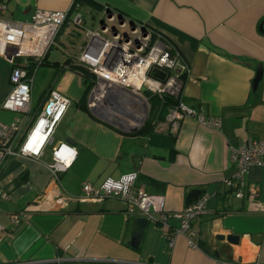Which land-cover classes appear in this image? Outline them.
<instances>
[{"label": "crops", "instance_id": "obj_1", "mask_svg": "<svg viewBox=\"0 0 264 264\" xmlns=\"http://www.w3.org/2000/svg\"><path fill=\"white\" fill-rule=\"evenodd\" d=\"M1 1L5 18L29 20L36 8L63 11L73 0ZM78 6L75 12L102 14L108 7L161 33L188 65L180 101L218 117L221 125L215 129L184 116L175 128L166 120L168 107L151 108L150 100L140 119L89 109L82 77L65 64L67 59L76 64L78 54L70 50L75 31L67 21L56 39H67L70 47L56 40L61 56L52 47L35 68L31 107L34 113L53 87L70 105L40 156L11 157L0 172V264H264V212L251 207L264 204V167L253 166L244 176L242 198L225 184L234 170L231 147L250 136L264 138V75L252 90L256 68L264 69V0H83ZM10 71L0 55V103L9 91ZM128 108L133 104L124 107L131 114ZM9 113L12 120L23 117ZM146 121L148 132L138 133V122ZM62 141L76 154L54 178L51 150ZM131 171L138 173L136 185L165 196L169 211L186 207L191 190L206 195V208L192 223L196 234H178L169 246L160 222L147 221L132 247L142 216L128 214L122 201H70L63 207L54 202L59 194L80 196L85 182L96 186ZM13 214L19 223L12 222ZM228 234L238 235L239 243L225 247V240L216 239Z\"/></svg>", "mask_w": 264, "mask_h": 264}, {"label": "built area", "instance_id": "obj_2", "mask_svg": "<svg viewBox=\"0 0 264 264\" xmlns=\"http://www.w3.org/2000/svg\"><path fill=\"white\" fill-rule=\"evenodd\" d=\"M78 7L73 0L63 11L36 8L29 20H12L3 16L6 4L0 0V55L11 64L9 91L0 103V109L23 114L8 124L0 122V172L11 157L40 156L44 147L51 143L55 128L70 105V99L53 87L34 113L31 107L33 72L56 45V37L67 20L85 29L76 56L82 71L75 72L84 81L85 102L89 109L108 111L122 119H140L144 116V107L149 105L147 95L172 97L177 102L168 107L166 120L175 128L184 116L220 128L218 117L196 113L180 101L183 75L188 72V65L174 44L161 33L147 27L143 30L139 23L132 25L126 17L120 19L115 11L110 15L104 12L102 24L99 22L96 29H86L81 13L74 11ZM152 71L164 73L165 79L153 77ZM127 102L133 104L132 109L128 108L131 114L124 112ZM138 125L142 126L139 122ZM75 154V148L65 141L52 148L50 171L54 178L69 166ZM230 157L234 170L225 184L232 188L235 197L242 198L244 176L253 166L264 167V138L248 137L240 145L231 147ZM137 175V171H131L118 179L107 177L96 186L85 182L80 196L59 194L54 202L63 207L70 201L117 199L125 204L128 214H138L147 221H159L169 246L178 234L194 236L192 223L205 210L207 196L199 197L181 210L169 211L164 195L148 193L136 185ZM1 198L8 196L3 193ZM251 207L264 212V204L253 202ZM11 220L14 224L19 223L18 214H13Z\"/></svg>", "mask_w": 264, "mask_h": 264}, {"label": "water", "instance_id": "obj_3", "mask_svg": "<svg viewBox=\"0 0 264 264\" xmlns=\"http://www.w3.org/2000/svg\"><path fill=\"white\" fill-rule=\"evenodd\" d=\"M105 12L109 13V15H110L111 14L110 12H112V9L107 7ZM117 14H118V17L120 19H124L123 14H121L119 12ZM128 20H129L130 24H132V25L135 24V22L132 19H128ZM99 21H100V24H102V17L100 18ZM141 27L143 30H145V28H146L144 25H141ZM151 75L153 77L159 79V80H162V81L165 79V74L158 72V71H152ZM262 75H264V69H262L261 66H258L256 68L255 76L252 79V90L253 91H255V89L257 88L258 83L260 82V80L262 78ZM200 193H201L200 190H197V189L191 190L185 198V205L188 206L191 203H193L194 201H196L198 199ZM136 223H137V227L135 230H133L131 241H130V245L132 247H136L138 242L140 241L143 229L147 223V219L144 217L137 218ZM216 239L217 240H225L226 241L225 247H229V244H238L239 243V236L235 235V234H228L226 236L216 235Z\"/></svg>", "mask_w": 264, "mask_h": 264}, {"label": "rangeland", "instance_id": "obj_4", "mask_svg": "<svg viewBox=\"0 0 264 264\" xmlns=\"http://www.w3.org/2000/svg\"><path fill=\"white\" fill-rule=\"evenodd\" d=\"M81 14L83 16L84 19V28L86 29H96V27L99 24V20L102 17V13L98 12V11H88L85 8H83L81 11ZM73 25V24H72ZM74 26V27H73ZM70 26L72 29H74V35H72V41L74 44V48H71L70 50L74 53V51H76V49H78L79 45L81 44L82 41V37H83V33L85 29H81L76 27L75 25ZM58 43H63L65 42V44L70 47L67 44V39L65 38H59L56 39ZM54 51V55L59 54L61 56V52L54 48L52 49ZM149 97V95H147ZM0 115H1V119H3V121L5 123H10V121L12 120L14 114L13 113H9L10 111L5 110V109H0ZM3 113V114H2Z\"/></svg>", "mask_w": 264, "mask_h": 264}, {"label": "trees", "instance_id": "obj_5", "mask_svg": "<svg viewBox=\"0 0 264 264\" xmlns=\"http://www.w3.org/2000/svg\"><path fill=\"white\" fill-rule=\"evenodd\" d=\"M76 2H82L83 0H75ZM68 21V20H67ZM67 21L63 24V26L67 23ZM62 26V28H63ZM61 28V29H62ZM61 31V30H60ZM59 34V33H58ZM58 36V35H57ZM45 59V58H44ZM43 59V60H44ZM71 60L67 59L65 61V64L68 65V68L70 70H73V71H82V67H80L77 63L76 64H71L70 63ZM43 62V61H42ZM41 62V63H42ZM32 65L34 64L33 62L31 63ZM86 91V90H85ZM149 100H150V104H151V108L152 106L154 105L155 107L157 108H160V111L162 110L163 107H170L172 105H174L176 102H177V99H174L172 97H158L156 95H149ZM149 126V123L146 121L142 126L141 128L139 129L138 133L140 134H144V133H147L148 132V127ZM229 187V186H228ZM230 190H232L231 187H229Z\"/></svg>", "mask_w": 264, "mask_h": 264}, {"label": "flooded vegetation", "instance_id": "obj_6", "mask_svg": "<svg viewBox=\"0 0 264 264\" xmlns=\"http://www.w3.org/2000/svg\"><path fill=\"white\" fill-rule=\"evenodd\" d=\"M135 22V21H134ZM136 23V22H135Z\"/></svg>", "mask_w": 264, "mask_h": 264}]
</instances>
